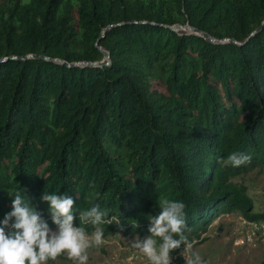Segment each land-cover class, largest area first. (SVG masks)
<instances>
[{
    "label": "trees",
    "instance_id": "obj_1",
    "mask_svg": "<svg viewBox=\"0 0 264 264\" xmlns=\"http://www.w3.org/2000/svg\"><path fill=\"white\" fill-rule=\"evenodd\" d=\"M263 167L264 0H0V221L19 191L55 228L45 192L143 237L168 198L194 245L222 214L264 220L231 181Z\"/></svg>",
    "mask_w": 264,
    "mask_h": 264
},
{
    "label": "clouds",
    "instance_id": "obj_2",
    "mask_svg": "<svg viewBox=\"0 0 264 264\" xmlns=\"http://www.w3.org/2000/svg\"><path fill=\"white\" fill-rule=\"evenodd\" d=\"M251 161V156L233 152L224 161L226 166L240 167ZM41 200L47 202L53 231L19 191L12 199V210L0 221V264H48L65 255L74 264H87L88 252L95 246L104 245L102 224H113L106 210L95 204L80 211L78 219L83 225H92L95 231L89 235L85 227L74 226L77 212L74 200L67 195L44 194ZM160 212L149 220V235L140 238L135 235L129 244L138 250L149 264H172V252L186 245L184 230L187 227L185 207L178 200L162 198ZM120 224V219L115 222ZM8 229V231H6ZM178 237V238H177ZM159 241V242H158ZM183 256V252L180 253ZM186 264H206L197 253L186 258Z\"/></svg>",
    "mask_w": 264,
    "mask_h": 264
},
{
    "label": "rangeland",
    "instance_id": "obj_3",
    "mask_svg": "<svg viewBox=\"0 0 264 264\" xmlns=\"http://www.w3.org/2000/svg\"><path fill=\"white\" fill-rule=\"evenodd\" d=\"M173 27L185 33L195 32L187 23L176 24ZM98 49L102 56L92 63L107 62L109 60L107 51L100 46ZM231 181L246 187V193L252 200L253 212H264V167L254 168L235 176ZM244 219L240 212L220 215L210 224L207 231L201 234L200 238L203 241L194 245L187 244L181 251L183 256L179 252L172 264H186V258L191 250L199 254L206 264H264V229H255L244 222ZM55 229L56 227L52 230ZM94 231L89 232V235ZM135 235L138 234L125 235L117 232L104 235V245L99 249L93 246L89 250L87 264H149L147 259L129 244ZM147 235L148 232L143 237H139L144 238ZM247 235L252 239L238 241ZM48 264H74V262L62 255L56 261H49Z\"/></svg>",
    "mask_w": 264,
    "mask_h": 264
},
{
    "label": "built area",
    "instance_id": "obj_4",
    "mask_svg": "<svg viewBox=\"0 0 264 264\" xmlns=\"http://www.w3.org/2000/svg\"><path fill=\"white\" fill-rule=\"evenodd\" d=\"M244 222H246L248 225H251L253 228H255V229H257V228H262V229H264V221H245V219H244ZM252 238H251V236L250 235H247V236H245V237H243V238H240L238 241H240V242H244L245 240L246 241H249V240H251ZM179 254V253H178ZM172 256L174 257V259L176 258V255L174 254H172ZM173 259V260H174ZM173 262V261H172Z\"/></svg>",
    "mask_w": 264,
    "mask_h": 264
},
{
    "label": "water",
    "instance_id": "obj_5",
    "mask_svg": "<svg viewBox=\"0 0 264 264\" xmlns=\"http://www.w3.org/2000/svg\"><path fill=\"white\" fill-rule=\"evenodd\" d=\"M261 28V26H259L258 28H257V30H259ZM195 32H193V33H196V34H201L204 38H209V39H213V38H211L208 34H206V33H204V32H200V31H198V30H196V29H194V28H192ZM35 57H40V58H43V56H40V55H36Z\"/></svg>",
    "mask_w": 264,
    "mask_h": 264
}]
</instances>
